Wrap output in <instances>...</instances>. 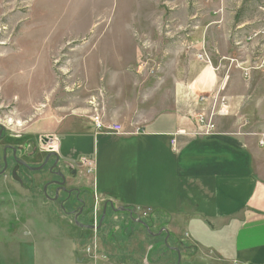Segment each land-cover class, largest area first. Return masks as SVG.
<instances>
[{
	"label": "rangeland",
	"instance_id": "374dc122",
	"mask_svg": "<svg viewBox=\"0 0 264 264\" xmlns=\"http://www.w3.org/2000/svg\"><path fill=\"white\" fill-rule=\"evenodd\" d=\"M128 34L139 59L121 70L113 58L122 60L114 53L124 51ZM203 35L214 46L199 43ZM203 50L222 72L246 52L252 68L263 64L264 0H0V125L6 132L0 149L12 144L18 158L35 166L44 152L56 151L44 137L56 142L61 129L83 130L95 115L130 126L168 110L177 87L204 63L197 57ZM77 176L90 174L79 167ZM28 177L20 183L9 169L0 174V264H176L173 248L180 247L165 243L162 232L150 233L160 230L152 213L130 209L131 216L107 206L111 211L100 221L92 186L76 177L68 183L83 192L77 221L93 226L85 229L74 222L77 209L66 213L48 198L52 186L42 192L48 174Z\"/></svg>",
	"mask_w": 264,
	"mask_h": 264
},
{
	"label": "crops",
	"instance_id": "0c3cea01",
	"mask_svg": "<svg viewBox=\"0 0 264 264\" xmlns=\"http://www.w3.org/2000/svg\"><path fill=\"white\" fill-rule=\"evenodd\" d=\"M122 43L124 51L114 53L122 60L113 58L121 70L138 61L140 50L130 34ZM199 43L208 48L214 39L203 35ZM250 60L248 52L236 55L223 72L211 60L202 63L177 87L168 110L122 124L124 134L96 131L87 120L80 131L63 127L64 136L47 145L77 171L84 167L76 156L95 161L86 180L77 177L83 187L92 186L100 207L152 211L159 229L179 245L180 264H264V146L258 142L264 134V63L245 75ZM216 92L226 112L213 116L214 134L196 135L191 115L209 114L212 105L195 97Z\"/></svg>",
	"mask_w": 264,
	"mask_h": 264
},
{
	"label": "flooded vegetation",
	"instance_id": "af4514ba",
	"mask_svg": "<svg viewBox=\"0 0 264 264\" xmlns=\"http://www.w3.org/2000/svg\"><path fill=\"white\" fill-rule=\"evenodd\" d=\"M5 134V130L0 125V141L4 139ZM50 151L53 150L44 152L41 161L34 166L17 157L16 147H14L12 144L5 143L0 149V163L2 165L0 171H2L3 169L4 171H6L9 169L12 178L13 173H15V176L17 177V179H15L20 183H22L24 179L27 181L31 179V177H28V173L30 171L45 172L46 174H48L49 178L43 183L42 192L45 194L46 188L52 186L53 193L52 195H48V198L52 201L57 200L64 212L72 213V209H74V211L77 209L75 211L76 215L81 216L85 206L81 197L83 195V192L81 191L80 187L78 188L74 185H69V183H71L72 181L71 179H75L77 177V168L74 165L63 164L58 155H49ZM23 163H25L26 165ZM42 164L43 166L39 170H32L30 168L38 167ZM17 174H19V176H17ZM67 178H69L70 180L68 181ZM56 193L57 198L54 199ZM71 204H75L76 206Z\"/></svg>",
	"mask_w": 264,
	"mask_h": 264
},
{
	"label": "built area",
	"instance_id": "2783aa9c",
	"mask_svg": "<svg viewBox=\"0 0 264 264\" xmlns=\"http://www.w3.org/2000/svg\"><path fill=\"white\" fill-rule=\"evenodd\" d=\"M258 35L257 33H253L249 36V38H252L254 36ZM197 57L202 60L204 63L209 64L210 63V58L207 55V53L203 50L201 53L197 55ZM250 67H243L242 70L244 71V74L247 75L249 73ZM197 102H205L208 100H211V111L209 114H205L203 112L193 114L191 115L194 119V124H195V131L194 134L199 135V136H209L215 133V123L213 121V116L217 114H224L226 111L223 109V106L226 105L225 100L223 97H220L219 94L213 93L211 95L209 94H199L195 97ZM220 104L219 108L216 109V105ZM92 121L95 125V128L97 131H105L107 133L115 134V135H121L124 134L123 128L119 123H112L110 125H104L101 118L98 115H95L92 117ZM180 132L182 130H179ZM137 133V130L136 132ZM259 145L264 146V134L260 135L259 138ZM79 164L83 166L88 174H91L94 171L95 168V161L93 159L87 158V157H80L79 158ZM134 209V208H133ZM138 212H141L142 215H147L148 213H151L149 209L141 211L139 209H134ZM97 216H94V224L97 222Z\"/></svg>",
	"mask_w": 264,
	"mask_h": 264
},
{
	"label": "water",
	"instance_id": "95a60500",
	"mask_svg": "<svg viewBox=\"0 0 264 264\" xmlns=\"http://www.w3.org/2000/svg\"><path fill=\"white\" fill-rule=\"evenodd\" d=\"M49 137H44V143H47L48 141H49ZM49 155H56L57 156V154H56V152H54V151H50L49 152ZM23 164H25V163H23ZM26 165V164H25ZM43 166V164L42 165H40V166H38V167H30L32 170H39L41 167ZM4 172V169L2 170V171H0V174L1 173H3ZM13 178H16L17 179V177L15 176V173H13ZM62 189H64V188H62ZM57 198V193H56V195L54 196V199H56ZM113 211H126V212H128L131 216H132V210H130V208H128V207H126V206H118V207H115V206H113V204H109L108 205ZM106 209H107V203H104L103 204V206H102V216H101V219H100V221H102V219H103V217H104V215H105V213H106ZM138 223H140V224H143L144 226H145V228L147 229V231L148 232H150V230H149V228H148V226H147V224L143 221V220H141L140 218H134ZM74 222L76 223V224H80V226H84V227H86V228H89V229H91L93 226H91V225H86V224H81V223H79L78 221H77V215L76 214H74ZM165 232L166 233V235H165V237H164V241H165V243H167V238H168V234H167V231H166V229L165 228H161L158 232H156V233H152V232H150L152 235H158V234H161V232ZM176 252H177V262H176V264H179V262H180V254H179V250L177 249V248H173Z\"/></svg>",
	"mask_w": 264,
	"mask_h": 264
},
{
	"label": "trees",
	"instance_id": "16d2710c",
	"mask_svg": "<svg viewBox=\"0 0 264 264\" xmlns=\"http://www.w3.org/2000/svg\"><path fill=\"white\" fill-rule=\"evenodd\" d=\"M130 209H131V208H130ZM132 209H133V208H132ZM110 211H111L110 209L107 210L106 214L108 215V214L110 213ZM128 220L130 221L131 224H133V223L136 224V222H134V220H133L132 217L130 218L129 216H127V217H126V221H128ZM138 225H139V224H138ZM121 235L123 236L122 233H121Z\"/></svg>",
	"mask_w": 264,
	"mask_h": 264
}]
</instances>
